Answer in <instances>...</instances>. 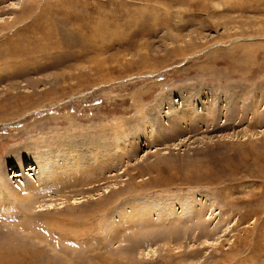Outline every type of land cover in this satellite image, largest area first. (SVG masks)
Returning a JSON list of instances; mask_svg holds the SVG:
<instances>
[{
  "label": "rangeland",
  "instance_id": "obj_1",
  "mask_svg": "<svg viewBox=\"0 0 264 264\" xmlns=\"http://www.w3.org/2000/svg\"><path fill=\"white\" fill-rule=\"evenodd\" d=\"M0 264H264V0H0Z\"/></svg>",
  "mask_w": 264,
  "mask_h": 264
},
{
  "label": "bare ground",
  "instance_id": "obj_2",
  "mask_svg": "<svg viewBox=\"0 0 264 264\" xmlns=\"http://www.w3.org/2000/svg\"><path fill=\"white\" fill-rule=\"evenodd\" d=\"M18 169H20V167H18ZM75 170V169H74ZM21 172L17 171L16 174H13V177H18L20 175ZM58 173V172H57ZM57 173H55L54 175L51 174V177H52V182L54 184H60L62 183V180L60 179L59 175H57ZM61 176V175H60ZM48 177V176H47ZM46 178V177H45ZM5 180V179H4ZM42 180V179H41ZM41 182V181H40ZM18 184V183H17ZM23 184L26 185V189L28 190L27 192H19V194H17L16 192L14 193H11L12 191L9 192V194H11L14 199H15V202L16 203H21L23 204L24 207H26L27 205H31L32 204V197L33 196H38L37 194L40 192L42 186H38L37 184L33 183L30 179H28V181L24 182ZM50 184V183H49ZM52 184V183H51ZM50 184V185H51ZM17 187V185H15ZM49 186V185H48ZM59 186V185H58ZM9 188H11L9 186ZM15 189V187H14ZM16 190V189H15ZM44 191V189H42ZM41 193V192H40ZM39 193V194H40ZM74 202V201H73ZM14 203V202H12ZM55 203H41V205L39 204L38 207L40 209H46V208H52L53 205ZM140 206V205H139ZM141 208V207H140ZM143 208V207H142ZM143 211L141 210H138L136 211V214L139 215L140 217H142L143 215H146V212H144L146 209H142ZM145 213V214H143ZM124 214V213H123ZM134 214V213H133ZM171 216V215H170Z\"/></svg>",
  "mask_w": 264,
  "mask_h": 264
}]
</instances>
